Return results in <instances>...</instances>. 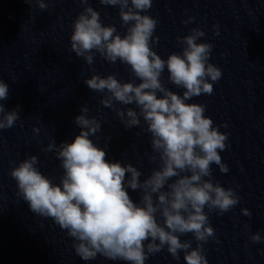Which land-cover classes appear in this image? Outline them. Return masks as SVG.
I'll return each mask as SVG.
<instances>
[{"label": "clouds", "instance_id": "9594fccd", "mask_svg": "<svg viewBox=\"0 0 264 264\" xmlns=\"http://www.w3.org/2000/svg\"><path fill=\"white\" fill-rule=\"evenodd\" d=\"M101 2L120 5L121 19L128 25L125 33L103 24L99 12L89 6L73 23L72 48L89 64L93 50L112 63L119 59L139 78L135 84L122 83L113 74L92 75L85 83L92 90L111 93L105 105L114 98L139 107V114L129 107L127 119L124 111L118 114L127 128L139 126L143 116L160 167L141 181V171L132 163L106 159L105 148L91 138L101 124L85 114V107L75 117L80 132L71 141H63L56 153L63 168L59 183L41 171L35 155L21 160L10 175L30 210L51 217L65 229L76 241V255L84 261L99 254L126 264H146L149 254L166 247L177 259L183 251L186 264H208L202 244L192 247L181 236L191 233L197 241L207 242L214 228L205 208L222 214L240 199L232 188L204 179L211 175L213 163L228 172L221 157L228 133L205 114L203 104L189 102L201 93H211L213 82L221 77V69L209 59L213 46L200 41L205 33L195 29L183 37L182 52L169 53L164 59L150 46L157 21L145 10L152 0ZM165 67L169 80L183 87L182 95L163 85L160 77ZM8 96L9 86L0 79V101ZM17 119V111H5L0 103V129L12 127ZM129 188L142 189L138 201L130 196ZM242 211L251 215L246 208ZM251 239L260 241V233Z\"/></svg>", "mask_w": 264, "mask_h": 264}, {"label": "water", "instance_id": "95a60500", "mask_svg": "<svg viewBox=\"0 0 264 264\" xmlns=\"http://www.w3.org/2000/svg\"><path fill=\"white\" fill-rule=\"evenodd\" d=\"M89 6L96 10L95 0H0V79L9 86L0 103L18 113L12 127L0 129V264H65L71 236L30 210L10 171L35 155L54 182L63 175L59 146L80 132L75 117L83 108L90 117L85 81L94 50L89 64L70 39Z\"/></svg>", "mask_w": 264, "mask_h": 264}]
</instances>
